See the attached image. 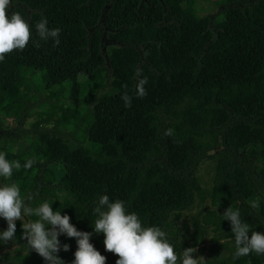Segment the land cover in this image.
I'll return each instance as SVG.
<instances>
[{
	"label": "trees",
	"instance_id": "obj_1",
	"mask_svg": "<svg viewBox=\"0 0 264 264\" xmlns=\"http://www.w3.org/2000/svg\"><path fill=\"white\" fill-rule=\"evenodd\" d=\"M194 1L12 0L7 14L19 12L31 38L0 62V151L21 165L34 160L13 172L22 197L35 207L59 194L52 209L63 208L78 231H92L93 209L106 194L143 226L165 231L178 254L203 245L210 230L214 247L226 251L221 264H264V255L233 259V234L221 216L239 209L253 231L264 232V0H220L215 15L202 16ZM42 18L60 28L59 45L39 39ZM143 77L146 95L138 98ZM49 80L59 83L46 88ZM34 106L41 112L27 135ZM61 129L74 144L61 145ZM25 137L30 142L19 145ZM204 162L212 163L209 187L197 174ZM196 202L201 211L191 226L177 227ZM6 227L0 219V231ZM15 236L10 242L23 247L19 221ZM59 240L69 250L58 256L71 264L75 239ZM102 241V234L90 238L105 264H115ZM1 262L45 264L34 251Z\"/></svg>",
	"mask_w": 264,
	"mask_h": 264
},
{
	"label": "clouds",
	"instance_id": "obj_2",
	"mask_svg": "<svg viewBox=\"0 0 264 264\" xmlns=\"http://www.w3.org/2000/svg\"><path fill=\"white\" fill-rule=\"evenodd\" d=\"M12 0H0V62L16 51H22L31 38L29 24L19 12L8 13ZM60 28H49L48 20L42 18L35 24V32L42 41L51 40L54 45L60 44ZM147 78L138 80L136 96L146 95ZM124 107H131L132 98L124 94ZM171 135V130L166 131ZM7 153L0 151V178L10 181L0 184V219L6 221L7 227L0 231V245L16 241V222H21V239L26 241L24 251H34L45 264H64L59 258L60 251L67 252L69 246L61 245L59 237L74 238L76 250L71 264H105L106 257L101 255L90 243L93 234L103 235L104 250L118 257L115 264H202V257H195L196 248L189 247L178 254L174 245L169 242L165 231L158 226H143L135 212L126 209L120 199H109L104 194L98 197L93 214L96 217L91 232L78 231L71 224L67 214H61V207L55 211L51 202L44 201L35 207L29 205L22 197L19 185L12 180L14 170H28L34 160L29 158L23 165L16 160H8ZM222 220L230 224L233 234V259L247 257L250 254L264 255V232L253 231L249 223L244 222L239 209H229L223 213ZM35 217V219H28Z\"/></svg>",
	"mask_w": 264,
	"mask_h": 264
},
{
	"label": "rangeland",
	"instance_id": "obj_3",
	"mask_svg": "<svg viewBox=\"0 0 264 264\" xmlns=\"http://www.w3.org/2000/svg\"><path fill=\"white\" fill-rule=\"evenodd\" d=\"M218 5H219V0H197L195 6H196V10L199 12V14L202 15H215V13H217V9H218ZM169 6L171 9H175V5L173 3H169ZM110 45H107L106 48H108ZM59 82L56 80H49L47 82V86L46 88L55 86L56 84H58ZM41 111L34 106V112L32 114L31 117H29V119L26 120V123L24 125V130L27 133V135L31 134V125H33L35 123V121L37 120V116ZM66 115H71V111L69 108H67L66 110ZM8 127H10V129L16 127L14 126V124L11 121H8ZM53 126L50 125L47 127L48 130H53ZM60 135L64 138L60 141L61 145H68L70 146L71 144H74L73 139L71 138V132L66 130V129H61L60 130ZM252 141L255 142H259V136L258 135H253L251 137ZM30 142V140L27 139V137L25 138H20V144L26 146L28 143ZM48 157H50V155H48ZM61 174V172L58 173V176ZM198 177L200 180V183L203 187H209L211 184V178H212V163L211 162H204L200 165V167L198 168ZM201 211V209H199L197 207V202L187 211L183 214V216L181 217V219L178 221L177 223V227L181 228L182 225H187L188 227L191 226V221L192 218L196 217L199 212ZM20 222V221H19ZM21 223V222H20ZM7 224L5 222L4 227H6ZM212 237V234L210 232V230L208 231V236L204 241L203 244V254L201 255L200 252L198 250H196L195 253V257H202L203 259H209L211 253L214 251L213 248V243L210 241ZM10 243V242H9ZM217 245L221 244L220 242L216 243ZM7 249L0 251V256L3 254H8L9 256L13 255L14 250L16 249L15 246L8 244L7 245ZM0 264H5V262H2Z\"/></svg>",
	"mask_w": 264,
	"mask_h": 264
},
{
	"label": "flooded vegetation",
	"instance_id": "obj_4",
	"mask_svg": "<svg viewBox=\"0 0 264 264\" xmlns=\"http://www.w3.org/2000/svg\"><path fill=\"white\" fill-rule=\"evenodd\" d=\"M194 2H195V4H196L197 0H195ZM167 6H168V8H169L172 12H174V10H176V7H175L174 10L171 9L168 3H167ZM220 6H221V1L219 0L218 9H219ZM218 9H217V11H218ZM5 222H6V221H4V220L2 219V223L5 224ZM23 241H24L25 244H26V241H25L24 239H23ZM9 242H10V241H9ZM9 242H8L7 244H5V245H2V246L0 245V251L7 249V248H8L7 245H8V244H11V245H13V246L16 247V249H15L14 252H13V255H14L16 252H20V253H25V254H26V252L24 251L23 247H22L19 243L12 244L11 242H10V243H9ZM220 243L222 244V242H220ZM216 245H217V244H216ZM218 245H219V244H218ZM213 248H214V251L211 253L209 259H204V261H203L202 263L221 264V262L223 261V258H221V257H222L223 255L227 256L225 250H223V249H216V248L214 247V244H213ZM196 250H198V251L200 252V254L202 255L203 252H204V250H203V245L198 246V247L196 248ZM5 254H6V253H5ZM5 254H3V255H5ZM3 255L0 256V259H2ZM7 255H8V254H7ZM13 255H11V256H13ZM216 255H218L219 257L215 258ZM1 263H2V262H1ZM5 264H10V263H9V262H5Z\"/></svg>",
	"mask_w": 264,
	"mask_h": 264
}]
</instances>
